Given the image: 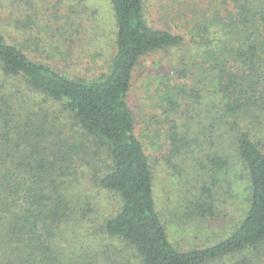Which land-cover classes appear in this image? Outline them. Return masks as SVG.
Listing matches in <instances>:
<instances>
[{
	"label": "trees",
	"instance_id": "16d2710c",
	"mask_svg": "<svg viewBox=\"0 0 264 264\" xmlns=\"http://www.w3.org/2000/svg\"><path fill=\"white\" fill-rule=\"evenodd\" d=\"M167 1L179 31L153 27L145 0H110L116 55L88 79L32 61L9 34L38 44L63 26L32 0H0V264H264V0ZM155 54L170 62L153 122L182 189L176 218L199 233L227 217L235 186L246 191L244 212L208 246L171 240L136 131L128 98Z\"/></svg>",
	"mask_w": 264,
	"mask_h": 264
},
{
	"label": "rangeland",
	"instance_id": "374dc122",
	"mask_svg": "<svg viewBox=\"0 0 264 264\" xmlns=\"http://www.w3.org/2000/svg\"><path fill=\"white\" fill-rule=\"evenodd\" d=\"M145 1V14L153 27L163 28L170 23L171 28L179 31L169 18L173 16V9L166 5L171 2ZM32 3L34 11L45 12L49 20L63 26V32H55V40L50 34L43 33L38 44L33 41L34 33H32L34 38L30 37L28 41L22 39L20 35L17 36L16 32L9 34L11 42L22 46L32 61L47 67L51 66L55 71L69 77L96 79L110 71L116 55L117 33L115 14L110 0H32ZM2 20L0 16V26ZM49 47L61 48L58 58L51 57ZM169 64L164 54H155L144 59L135 73L128 102L135 114L136 131L144 140L154 166L158 207L164 211V220L168 221L171 240L186 249L190 244L203 247L226 236L229 227L244 212L246 191L241 183L235 186L236 197L227 207V217L222 216L204 222L199 233H191L195 226L182 224L176 218L174 208L179 202L178 189L181 191L182 189L173 171L163 160L165 151L161 146L162 135L159 138L155 121L153 122L155 116L159 121L164 119L162 107L165 100L163 94L157 90V84L160 82L159 76L164 75L169 69ZM92 197V203L101 200L95 193ZM96 217L101 223L100 216L96 215ZM231 262V259L227 260V264ZM119 264H136V260L131 258V261L123 260Z\"/></svg>",
	"mask_w": 264,
	"mask_h": 264
}]
</instances>
